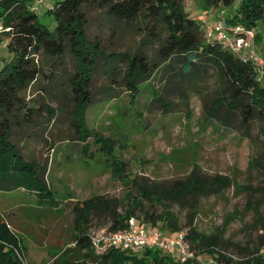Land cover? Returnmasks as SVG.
Returning a JSON list of instances; mask_svg holds the SVG:
<instances>
[{
  "label": "trees",
  "instance_id": "1",
  "mask_svg": "<svg viewBox=\"0 0 264 264\" xmlns=\"http://www.w3.org/2000/svg\"><path fill=\"white\" fill-rule=\"evenodd\" d=\"M181 1L52 0L46 9L52 22L48 27L40 21L31 0H0V47L6 52L0 56V190L34 193L35 207L40 210L59 209L61 199H71L49 188L46 168L26 158L13 140V129L32 121V108L22 92L44 74V59L52 73L56 66L64 70V57L72 61L67 79L72 105L70 119L81 150L88 152L84 139L92 137L101 160L110 159V175L126 188L123 208L117 198L103 194L73 203L69 236L72 244L45 264H264V218L255 211L256 240L240 251L241 258L226 253L217 235L195 228L184 232L195 257L183 262L152 248L137 254L108 248L98 254L90 243L92 223L119 230L125 228L129 217L139 224L161 229L168 237L181 227L167 205H182L192 198L216 193L227 184L226 178L217 175L190 174L167 183L128 176L124 163L112 162L111 141L88 129L84 122V110L93 102V75L102 74L109 81L123 83L132 103L145 87L151 89L157 101L171 95L184 98L186 89L214 73L223 80L228 100L223 104L224 97L219 96L208 114L213 115L223 105L219 120L222 124L226 125L232 112H236L239 126L248 127L256 121L264 137V79H257L250 59L240 58L215 38H206L204 27L187 15ZM234 1L203 0V5L230 7ZM230 13L223 19L225 24L254 30L256 42L264 37V31L261 35L256 32L257 22L264 26V0H239ZM104 36L110 49L103 45ZM154 79L156 87H151ZM116 95L109 93L108 98ZM96 158L84 161L97 162L100 158ZM254 166L264 172V148L258 158L250 160L249 167ZM156 205H162V209L157 210ZM204 255L209 263L201 261ZM0 264H29L22 238L2 216Z\"/></svg>",
  "mask_w": 264,
  "mask_h": 264
},
{
  "label": "rangeland",
  "instance_id": "2",
  "mask_svg": "<svg viewBox=\"0 0 264 264\" xmlns=\"http://www.w3.org/2000/svg\"><path fill=\"white\" fill-rule=\"evenodd\" d=\"M238 1L229 8L207 7L203 0H182L181 4L187 15L203 28L214 19L223 23ZM32 4L40 21L51 27L46 9L52 0H32ZM263 31V24L257 22L256 32L261 35ZM102 39L103 45L110 49L105 36ZM119 42L120 39L116 44ZM253 45L264 59V37L259 42L253 40ZM5 55L0 47V56ZM63 60L64 70L56 66L50 73V65L44 59V74L22 92L32 108V121L14 128L13 140L26 158L46 168L49 188L71 199H61L59 209L40 210L35 207L34 193L23 189L0 190V216L22 238L29 264L51 262L72 244L69 236L73 203L103 194L117 198L124 207L126 188L110 175V159L101 160L92 137L84 139L88 152H83L81 141L74 135L67 80L72 61L68 57ZM257 79L262 81L264 75ZM150 86L156 87L155 79ZM90 90L93 102L84 110L86 127L111 141L112 162L124 163L128 176L155 183L172 182L190 174L227 179V184L216 193L167 208L177 217L180 231L195 228L204 234H215L226 253L241 258L240 251L256 240L258 221L254 211L264 218V172L258 166L249 167L250 160L260 156L264 137L256 121L248 127L239 126L236 112H232L226 125L222 124L219 120L223 105L213 115L208 114L219 96L224 97L223 104L228 100L223 80L211 73L186 89L184 98L171 95L162 101L154 99L151 89L145 87L130 103L123 83L109 81L102 74L93 75ZM109 93L118 95L108 98ZM95 157L100 159L84 161ZM156 207L162 209V205ZM105 227L92 223L89 232ZM200 259L210 262L205 255Z\"/></svg>",
  "mask_w": 264,
  "mask_h": 264
},
{
  "label": "built area",
  "instance_id": "3",
  "mask_svg": "<svg viewBox=\"0 0 264 264\" xmlns=\"http://www.w3.org/2000/svg\"><path fill=\"white\" fill-rule=\"evenodd\" d=\"M206 38H215L232 53L240 58L252 61L256 76L264 75V59L253 49L254 30L239 25H228L212 20L204 26ZM90 243L95 253H102L108 248H115L137 254L146 248L157 249L183 262L195 257L184 239L182 231L174 232L165 237L162 232L144 224H139L133 217L127 219L125 228L119 230L99 229L89 234Z\"/></svg>",
  "mask_w": 264,
  "mask_h": 264
},
{
  "label": "crops",
  "instance_id": "4",
  "mask_svg": "<svg viewBox=\"0 0 264 264\" xmlns=\"http://www.w3.org/2000/svg\"><path fill=\"white\" fill-rule=\"evenodd\" d=\"M31 1H32V0H31ZM233 3H234V2H233ZM232 5H233V4H232ZM49 7H50V6H49ZM49 7H48V8H49ZM226 8H229V7H226Z\"/></svg>",
  "mask_w": 264,
  "mask_h": 264
}]
</instances>
